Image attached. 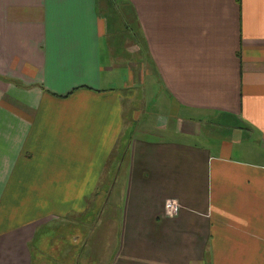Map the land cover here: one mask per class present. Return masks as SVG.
Segmentation results:
<instances>
[{"label": "crops", "instance_id": "1", "mask_svg": "<svg viewBox=\"0 0 264 264\" xmlns=\"http://www.w3.org/2000/svg\"><path fill=\"white\" fill-rule=\"evenodd\" d=\"M126 1L168 117L102 59L99 0H0V264H264V0ZM116 182V244L83 260L57 227Z\"/></svg>", "mask_w": 264, "mask_h": 264}, {"label": "rangeland", "instance_id": "2", "mask_svg": "<svg viewBox=\"0 0 264 264\" xmlns=\"http://www.w3.org/2000/svg\"><path fill=\"white\" fill-rule=\"evenodd\" d=\"M97 4V11L103 17L107 26L110 25V21H116L117 24L115 26L118 28L117 30V28L113 27L112 33H106L104 39H102L104 41L101 44V53H104L102 59L105 62H112L110 60V58H112L113 63L116 61L123 64L122 68L118 70V74L121 79H124L127 74L130 75L131 72V74H134V70L131 68V63L139 62V66L136 67L138 73L135 77L141 75L140 69L142 66L144 78L147 76L144 83H140L137 78L135 80L137 85H135L136 87L134 88L138 92L139 101L146 103L149 111L153 113V117L156 114H158V118L168 117L167 114L171 113L170 108H172V103L159 79L154 74L149 75V77L148 75H145L146 69L149 70V73H153L151 72L153 71V68H151V63L146 55H143V53L141 54L142 49L139 50L138 48L139 52L136 51V48L140 45L138 44L139 40H136V37L139 39L140 32L137 28L135 18H133L136 14L133 12L131 5L126 0H99ZM121 25H123L124 29ZM108 53L110 54V57ZM160 121L163 122V119H160ZM213 124L215 126L212 127L215 128L216 123ZM209 125L211 126L212 124ZM116 159L117 158L112 159L113 164ZM123 170L124 167H122L120 171L122 172ZM117 179V181H121L120 178ZM101 188L106 190L108 194L105 196L106 198L100 200L104 206L103 210H100L102 212L95 207L94 201L93 205L85 211L87 214L81 216V219L78 216H65L64 219L62 218L63 222H60L61 226L57 227V234L62 235L63 237L67 233L71 232L80 235V241L82 242L80 246V254L81 259L83 258V260L84 258L88 259L89 257L91 260L93 254H95L96 258L99 260L105 259L109 254L108 250L114 247L117 240L118 233L112 228L116 227V230H118L117 224L119 223L120 226V224L124 221L122 213L120 215V212L125 203V182H116L115 184L103 183ZM100 193L102 196L104 195L103 191ZM95 198L99 199L97 196ZM137 206V211L139 213V204ZM137 216L139 217V214H137ZM112 222L117 223L116 226L112 225ZM90 224L92 227L94 226V231L91 233V236H89ZM33 247L34 245L31 246L33 251L32 264H37L39 256ZM50 248V244L46 245L44 248L45 264H53L51 259L55 255V250L52 249L51 251ZM89 263L90 262H82L81 260V263L79 264Z\"/></svg>", "mask_w": 264, "mask_h": 264}, {"label": "built area", "instance_id": "3", "mask_svg": "<svg viewBox=\"0 0 264 264\" xmlns=\"http://www.w3.org/2000/svg\"><path fill=\"white\" fill-rule=\"evenodd\" d=\"M167 206L168 207H173V206H175V204L173 202H168Z\"/></svg>", "mask_w": 264, "mask_h": 264}]
</instances>
